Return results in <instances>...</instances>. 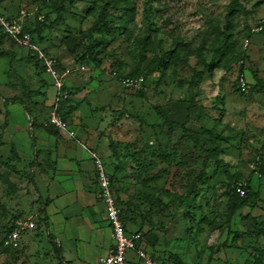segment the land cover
I'll return each instance as SVG.
<instances>
[{
    "label": "rangeland",
    "instance_id": "1",
    "mask_svg": "<svg viewBox=\"0 0 264 264\" xmlns=\"http://www.w3.org/2000/svg\"><path fill=\"white\" fill-rule=\"evenodd\" d=\"M131 1L129 11L125 0H0L4 17L44 27L42 45L71 68L76 131L50 127L42 102L45 130L34 157L23 108H9L5 128L0 97V264H70L49 241L40 194L42 180L65 167L57 159L66 146L69 164L82 165L84 147L102 158L129 228L141 229L165 264H250L264 251V32L256 28L264 0ZM0 45H13L1 29ZM9 67L0 76L5 97L25 86L18 78L19 88L7 89L19 77ZM115 73L146 83L128 89ZM37 74V87L47 88L50 74ZM139 152L152 158L147 170ZM237 178L251 179L254 195L233 194ZM242 199L248 206L233 215L231 202ZM29 217L37 227L24 233L21 249L5 250V230Z\"/></svg>",
    "mask_w": 264,
    "mask_h": 264
},
{
    "label": "crops",
    "instance_id": "2",
    "mask_svg": "<svg viewBox=\"0 0 264 264\" xmlns=\"http://www.w3.org/2000/svg\"><path fill=\"white\" fill-rule=\"evenodd\" d=\"M6 50L15 52L16 60L13 66L15 71L19 68L16 72L19 77L13 76L8 79L11 89L15 88L18 78H22V83L30 88H40L37 87L39 76H36L40 71L34 63L22 61L23 57H28L32 50L17 44L7 47ZM22 69L26 72L21 73ZM1 73L2 70L0 69V76ZM13 75L16 74L13 73ZM40 76L42 78V74ZM50 85L49 82V85H46L47 88L42 89L46 92V97L38 96L32 100L30 105H32L34 113H36V110L43 109L45 104L50 106L55 102V88L52 85L53 88L50 89ZM33 102L40 104L35 106ZM42 102H45V104ZM24 112L27 125L29 115L25 110ZM37 122L45 124L46 121L43 117H39ZM42 130H45V128L40 125L35 130L37 145ZM76 148L79 150L78 145H76ZM84 148L80 151L81 158L79 159L82 165L75 161L69 164L70 158H67L69 149L66 146L63 149L61 158L58 157L57 159L58 163L65 164V167L59 168L56 179L52 181L43 179L42 188L40 189L41 196L47 200L45 210L49 218L50 232L59 240L63 256L70 264H95L98 258L106 254L113 245L105 205L98 198L99 186L96 167L92 155H90L91 151L88 153ZM80 168H84V175H75L74 172L79 173ZM130 255L135 257L134 253H130Z\"/></svg>",
    "mask_w": 264,
    "mask_h": 264
},
{
    "label": "built area",
    "instance_id": "3",
    "mask_svg": "<svg viewBox=\"0 0 264 264\" xmlns=\"http://www.w3.org/2000/svg\"><path fill=\"white\" fill-rule=\"evenodd\" d=\"M263 22L264 21L261 23ZM0 25L19 45L27 47L37 54L46 72L50 74L54 81L53 86L55 88L56 97L53 104L54 106L48 117V123L61 130V132H66L68 135L75 136L76 131L71 127L70 122L64 119L60 111V103L70 96L67 90V86L69 87L67 76L71 72V68L68 67L65 70L59 69L58 59L51 53L45 51L40 43L33 40L32 34L25 30L23 21L18 19L9 20L0 15ZM263 28L264 26L261 25L257 29L262 31ZM119 80L126 87L140 88L143 84L144 77H120ZM245 82L244 79H241V88L243 90H246ZM92 159L97 169L99 196L105 205L111 238L114 240L109 251L101 255L95 264H163V261L154 256L153 252L149 250L141 232L131 231L126 228L121 218V209L117 204L111 187L110 176L105 168L104 162L102 158L95 153L92 154ZM260 175L264 178V174ZM246 186L247 183L244 180H238L234 183L237 193L242 196L246 194ZM36 227L31 217L15 220L13 228L4 235V246L19 248L22 245L24 233L34 230ZM130 253H134L135 258L131 257Z\"/></svg>",
    "mask_w": 264,
    "mask_h": 264
},
{
    "label": "trees",
    "instance_id": "4",
    "mask_svg": "<svg viewBox=\"0 0 264 264\" xmlns=\"http://www.w3.org/2000/svg\"><path fill=\"white\" fill-rule=\"evenodd\" d=\"M125 2H126V4H128V6H129V11H130V9H132L133 10V8H131V6H133V2L131 1V0H125ZM59 8H57V10H58ZM0 15L1 16H3L1 13H0ZM103 17V14L101 13L100 14V18H102ZM7 18V17H6ZM47 18V16L44 14V18L42 19V18H40V20H42L43 22L45 21V19ZM8 19V18H7ZM9 20H11V19H9ZM101 19H99V21H100ZM41 21V22H42ZM262 22V21H261ZM259 23V24H257V26H256V28H258L259 26H261V25H263L264 26V22L263 23ZM24 23V22H23ZM24 27H25V30L26 31H28V32H30L31 34H32V36H33V40L34 41H37L38 43H40L41 45H42V38H43V33H42V31H43V29H44V27L42 28H40V27H38V25H35V24H33V23H24ZM0 29L4 32V34L6 35V38L7 39H10V41L13 43V45H19L18 43H17V41L15 40V39H13L12 37H10L9 35H8V33H6L5 31H4V29H3V27L0 25ZM255 32H257L256 31V29H255ZM261 32H264V28H263V30L261 31ZM43 46V45H42ZM43 48L45 49V51H47L48 53H51L50 51H49V49H47V47H44L43 46ZM52 54V53H51ZM52 55H54V54H52ZM16 56V54H15V52H13V51H10V50H6V49H4V47H3V45H0V63H1V61H2V59L4 58V57H7V58H9L10 60L8 61V67H9V69H14L15 70V68H14V66H13V63H14V61L16 60L15 57ZM55 56V55H54ZM56 57V56H55ZM57 59H58V68L59 69H61V70H65L66 68H68V66L66 67V65H64L62 62H61V60H59V58L58 57H56ZM22 61H24V62H26V63H34V65H35V67L40 71L39 73H41L42 74V72H46V70H45V67L43 66V64H42V61L38 58V56H37V54L34 52V51H30V55L28 56V57H23V59H22ZM161 61V60H160ZM160 64V63H159ZM8 67H5V70L4 71H6V69L8 68ZM3 70H2V72H4ZM117 74V73H116ZM143 76V75H142ZM116 77H118V78H120V77H133V78H138V77H141V76H133V75H129V74H123L122 75V73L120 74V75H116ZM144 77V81H143V84H142V86L146 83V78H145V76H143ZM42 82H43V84L45 85V83H46V85H49V81H44V80H42ZM53 79H52V82H50V84L51 85H53ZM7 83H8V81H7ZM19 84H16L15 83V88H13V89H11V87H10V84H8V87H7V89L9 90V91H13V92H15L18 88H19V86H18ZM141 86V87H142ZM4 85H2V83L0 84V97L3 99V101H4V106H5V109H6V111H5V116H6V119H5V123H4V126L3 127H5V128H7L8 127V125H9V122H10V117H11V111L9 110V108L11 107V106H14V105H19V106H21L26 112H27V114L29 115V123H28V135H29V138H30V140H31V142H32V145H33V147H34V157H36V155H37V137H36V133H35V130H36V128L38 127V125H40V126H44V124H39L38 122H37V120H39V117H40V114H41V111H42V109H40V110H36V113H34L35 111L33 110V107H32V105H30L31 104V102H32V100L34 99V98H36V97H38V96H43V97H46V92L45 91H42V88H38V89H33V88H30L28 85H25L24 86V88L22 89V92L21 93H17L16 92V95H13V96H9V97H5L4 95H2V91L3 90H5L4 89ZM126 87V86H125ZM140 87V88H141ZM126 88H128V89H135L134 87H126ZM67 90L69 91V95L72 93V89H69V87L67 86ZM70 99H71V95L69 96V98L68 99H64L61 103H60V111H61V114H62V116L64 117V119H66L67 121H69V115H71L72 114V111H74V109H73V105H72V103H71V101H70ZM34 103V105L35 106H37L38 104H40V103H36V102H33ZM54 104V103H53ZM53 104H51L50 105V107H49V110L51 111L52 110V108H53ZM36 108V107H35ZM38 123V124H37ZM49 126L50 127H52V128H54V129H56L57 131H59V132H61V130H59V129H57L56 127H54V126H52V125H50L49 124ZM45 128V127H44ZM62 133V132H61ZM143 152V151H142ZM142 152H139V153H137L136 155H137V158H136V160H137V162L139 163V165L141 166V168H143L144 170H147V168H148V164H149V162L151 163V162H153L152 161V158H148L147 157V155H146V153H142ZM109 174V176H110V180H111V187H112V189H113V192H114V195L116 194L115 193V189H114V184H113V181H114V179H113V176L110 174V173H108ZM262 174H264V171L262 172ZM262 179H264V178H262ZM238 180H244L246 183H247V186H246V195L245 196H242V197H248V196H252V195H254V191L252 190V187H251V179L250 180H245V179H243V178H237L236 179V181H238ZM97 182H98V178H97ZM235 181H232L231 183H230V185H232L233 183H234ZM98 186H99V184H98ZM231 192L233 193V194H235V195H238V196H240V194L239 193H237V191H236V189L234 188V187H232L231 188ZM98 198H99V200L103 203V201H102V199L100 198V196L98 195ZM115 198H116V201H117V204H119V201H118V199H117V197H116V195H115ZM104 204V203H103ZM230 206H232V214L234 215L235 213H237V212H240L241 210H243L245 207H247L248 206V203H247V201L246 200H241V201H238L237 203H235V204H233L232 202H231V205ZM123 212V213H122ZM42 213H44L45 215H46V210H44L43 209V212ZM123 215H124V211H123V209L121 210V218H122V220L124 221V223H125V226H126V228L128 229V230H131V231H138V232H141V234H142V237H143V239L145 240V242H146V244L147 245H149L147 242L148 241H150V239H146V234L145 233H143V231L141 230V229H136V230H132V229H130L129 228V223L127 222V220L125 221V217H123ZM251 217V214L250 213H248V214H246L245 215V219H247L248 217ZM252 220H254V219H252ZM13 226H14V222L5 230V233H4V235L7 233V232H9L12 228H13ZM47 226H48V222H47ZM247 232H245L244 234H246ZM48 238H49V241L51 242V243H53V244H55V246H56V251H57V253L62 257L63 256V251H62V247L59 245V243L55 240V238L53 237V234L50 232L49 234H48ZM156 241H157V239H155L154 241H151V245L152 246H154L155 244H156ZM23 242V241H22ZM1 245H2V247L5 249V250H7V251H17V250H19V249H21V246L19 247V248H11V247H7V246H4V236H3V238H2V241H1ZM150 246V245H149ZM148 246V247H149ZM153 252V251H152ZM153 255L154 256H156V257H158V258H160L162 261H163V264H165V260H164V255L163 254H160V253H157V252H153ZM250 264H264V251H259V252H256L255 254H254V260L253 261H251L250 262Z\"/></svg>",
    "mask_w": 264,
    "mask_h": 264
}]
</instances>
